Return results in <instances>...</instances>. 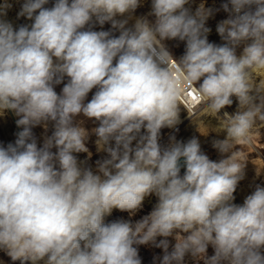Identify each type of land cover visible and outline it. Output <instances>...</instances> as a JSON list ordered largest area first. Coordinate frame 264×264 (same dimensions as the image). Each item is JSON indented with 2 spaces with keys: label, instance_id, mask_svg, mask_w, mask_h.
<instances>
[{
  "label": "clouds",
  "instance_id": "9594fccd",
  "mask_svg": "<svg viewBox=\"0 0 264 264\" xmlns=\"http://www.w3.org/2000/svg\"><path fill=\"white\" fill-rule=\"evenodd\" d=\"M188 2L151 0L154 20L137 18L131 28L142 0H55L51 8L49 0H24L18 16L31 25L0 20V114L13 111L22 128L14 144L0 146V249L13 261L141 264L136 246L151 244L164 250L160 264H184L189 254L204 264H264V187L232 203L247 161L235 149L264 124V83L255 77L264 70V0L222 5V45L207 38L212 10L192 14ZM10 7L5 0L0 15ZM106 22L118 37L93 30ZM173 39L186 42L179 61L164 44ZM189 89L212 116L231 97L239 102L221 119L226 138L213 142L219 161L196 138L158 142L162 128L180 122ZM80 115L98 122V149L110 157L97 162L99 174L74 155L88 151ZM49 121L54 131L38 147L32 128ZM152 194L157 204L135 224L104 222L113 209L135 215Z\"/></svg>",
  "mask_w": 264,
  "mask_h": 264
},
{
  "label": "rangeland",
  "instance_id": "374dc122",
  "mask_svg": "<svg viewBox=\"0 0 264 264\" xmlns=\"http://www.w3.org/2000/svg\"><path fill=\"white\" fill-rule=\"evenodd\" d=\"M5 0H0V6H3ZM7 3L11 5L10 8L5 9L6 14L0 15V20L9 22L13 25L14 29H18L23 25H31L33 21L27 19L26 16H18L21 11V6L24 0H7ZM55 3V0H49V3L44 7L51 8ZM228 3V0H189L188 4L185 5L186 8L190 10L192 14L203 6L205 9H211L212 15L206 20L205 26L210 29L207 34L208 41L217 45H222L224 41L221 39L217 32V25L229 17V13L224 11L222 5ZM151 12V0H142V4L132 13V18L128 19L127 16L117 17V19H128L126 24L127 28H131L135 24V20L140 17H147L150 21L154 20L153 16L148 14ZM95 31H110L113 36H119V30L112 28L110 22H106L103 26L95 24L93 27ZM165 46L172 54L173 58L177 61L184 55L186 42L180 41L178 39L166 40L164 41ZM242 49L237 50L239 55ZM115 63V62H114ZM175 67V64L173 65ZM179 70L174 75H178ZM256 83H264V70H259L255 72ZM68 82V78L65 77L61 84L55 85L54 90L57 94L62 92L64 85ZM202 82V81H201ZM94 88L87 96L85 103L91 100L92 95L95 93ZM233 100L232 105L225 106L223 109L216 114V116L210 115V110L205 107L202 103L198 107L194 108V111L188 110L185 105L181 102V109L179 114L180 122L173 128H162L159 137V144L161 147H167L171 141V138H175L176 141L187 143L190 139H198L201 150L204 152L210 160L219 161L224 158L219 151L213 147V142L215 140H223L226 138V132L219 130L221 119L224 117V113L227 112L229 115H234L239 109V102L235 96L231 97ZM259 102L258 100L256 101ZM17 119L19 117L16 116ZM75 122L80 124L87 132L88 138L86 140L87 152L74 153L76 155L78 162L81 163L82 167L90 168L95 174L97 172V162L103 161L110 158L106 151L98 149L97 146V136L95 135L93 129L98 127L97 121L88 119L82 115L75 118ZM22 129V128H21ZM54 131L53 122L49 121L47 127L44 125H39L32 128L34 137L36 138L38 147L43 145L44 139L47 136H51ZM17 129L15 124L8 113L7 110L0 114V146L7 147L8 144H14L17 139ZM141 134H144L142 129ZM251 142L238 144L235 151L237 152L239 158L247 159L245 166L244 178L238 183L236 191L234 192V200L232 203L237 205H242L245 198L252 194L255 188L259 185L264 187V124L258 122L257 126L251 132ZM114 146V141L111 142ZM135 141L133 142V147L135 146ZM53 152L56 151L55 148L52 149ZM227 155V154H225ZM184 169H181V175H183ZM158 202V198L155 194L146 197L143 201L142 207L135 213V215H130L127 211H120L118 209H113L111 214L104 218L105 223H110L117 220L130 221L135 224L137 221L141 220L144 216L150 214L155 205ZM181 235H186L181 233ZM164 239L163 237H158L159 240ZM169 240V251L175 244V238L168 237ZM138 254L141 259V264H160L162 257L164 255V250L162 248L155 247L151 244L149 245H138ZM262 254H264V249H262ZM214 255V249L211 245L208 246L206 256L211 257ZM25 262V264H29ZM0 264H21V261H13L7 253L0 249ZM184 264H204L203 260L193 258L190 254L186 255L184 258Z\"/></svg>",
  "mask_w": 264,
  "mask_h": 264
},
{
  "label": "built area",
  "instance_id": "2783aa9c",
  "mask_svg": "<svg viewBox=\"0 0 264 264\" xmlns=\"http://www.w3.org/2000/svg\"><path fill=\"white\" fill-rule=\"evenodd\" d=\"M185 88H187V85L184 86ZM181 102L185 105V107L188 110H192L196 107H198L199 105H201L203 102H201L199 100V98L196 96L195 90L194 89H189L186 94L181 97ZM46 259V258H45ZM31 264V262L29 263ZM38 264H44V260H41L38 262Z\"/></svg>",
  "mask_w": 264,
  "mask_h": 264
},
{
  "label": "water",
  "instance_id": "95a60500",
  "mask_svg": "<svg viewBox=\"0 0 264 264\" xmlns=\"http://www.w3.org/2000/svg\"><path fill=\"white\" fill-rule=\"evenodd\" d=\"M7 111L10 114V116H11V118H12L14 124H15V127H16L17 131L18 132L22 131V129L20 127H18L17 124H16L17 118H16L15 113L13 111H11V110H7ZM181 163H182V161H181ZM181 169H184L183 166L181 167Z\"/></svg>",
  "mask_w": 264,
  "mask_h": 264
},
{
  "label": "bare ground",
  "instance_id": "6f19581e",
  "mask_svg": "<svg viewBox=\"0 0 264 264\" xmlns=\"http://www.w3.org/2000/svg\"><path fill=\"white\" fill-rule=\"evenodd\" d=\"M192 112L194 111V109L191 110Z\"/></svg>",
  "mask_w": 264,
  "mask_h": 264
}]
</instances>
